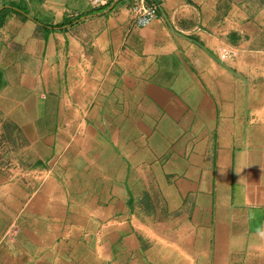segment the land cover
I'll return each mask as SVG.
<instances>
[{
	"label": "crops",
	"instance_id": "0c3cea01",
	"mask_svg": "<svg viewBox=\"0 0 264 264\" xmlns=\"http://www.w3.org/2000/svg\"><path fill=\"white\" fill-rule=\"evenodd\" d=\"M135 1L0 0V264H264L256 4Z\"/></svg>",
	"mask_w": 264,
	"mask_h": 264
},
{
	"label": "rangeland",
	"instance_id": "374dc122",
	"mask_svg": "<svg viewBox=\"0 0 264 264\" xmlns=\"http://www.w3.org/2000/svg\"><path fill=\"white\" fill-rule=\"evenodd\" d=\"M249 4L247 3V1H245L246 4H248V6L251 8L253 7V4L255 2L256 4V7L254 8L256 10V13H255V16L253 17L254 20L256 21L254 23V33L252 34V37L253 39L250 40V37L248 39V36L247 37H244V41H247V46L249 48H253L254 50H261V51H264V47L263 46V42H264V31H259V29H263L264 28V0H250L248 1ZM243 18V17H242ZM239 19L241 20V17H239ZM247 18L245 17L244 18V21L241 20V23L243 22H246ZM247 23V22H246ZM260 24V25H259ZM240 28H237V31L236 30H233V33L232 35L237 37V38H241L240 35H242V31L240 32L239 31ZM230 31H229V35H230ZM234 39V37H233ZM243 41V40H242ZM240 41V43L242 42ZM240 48H242L240 46ZM238 53L236 50L234 49H225L223 48L222 49V59L224 60V58H231V57H234L236 56ZM9 130L10 129H7V131H4L5 133L4 134H0V151L3 149V147L6 145V142H8L10 140V135H9ZM13 146V142L10 144V147Z\"/></svg>",
	"mask_w": 264,
	"mask_h": 264
},
{
	"label": "built area",
	"instance_id": "2783aa9c",
	"mask_svg": "<svg viewBox=\"0 0 264 264\" xmlns=\"http://www.w3.org/2000/svg\"><path fill=\"white\" fill-rule=\"evenodd\" d=\"M116 1L119 0H89L93 6L105 5L107 3ZM131 12L136 23L141 27H145L156 18L157 5L147 6L144 3V0H136Z\"/></svg>",
	"mask_w": 264,
	"mask_h": 264
}]
</instances>
